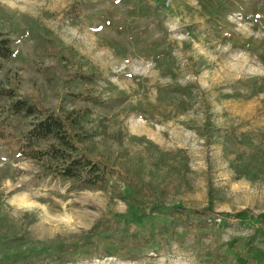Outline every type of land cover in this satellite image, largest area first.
Returning a JSON list of instances; mask_svg holds the SVG:
<instances>
[{
	"label": "rangeland",
	"instance_id": "1",
	"mask_svg": "<svg viewBox=\"0 0 264 264\" xmlns=\"http://www.w3.org/2000/svg\"><path fill=\"white\" fill-rule=\"evenodd\" d=\"M0 32V264H252L264 225L234 214H264V0H0ZM17 100L112 176L31 158L54 141L26 148Z\"/></svg>",
	"mask_w": 264,
	"mask_h": 264
},
{
	"label": "trees",
	"instance_id": "2",
	"mask_svg": "<svg viewBox=\"0 0 264 264\" xmlns=\"http://www.w3.org/2000/svg\"><path fill=\"white\" fill-rule=\"evenodd\" d=\"M11 54V40L5 33L0 32V70L2 61L9 59ZM10 109L15 115L32 117L30 126L24 134L26 148H30L40 140L51 139L54 141V144L49 149L44 151L31 149L28 155L36 160L51 158L57 161V163L59 162L58 168L54 172L56 175L75 179L76 181L89 185L105 183L107 177L112 176L113 172L109 168L94 163L84 156H73L77 152V146L68 131L66 121L61 116L48 112L47 110H39L34 105L28 104L23 100L12 102ZM67 119L70 127H75L78 123L76 121L77 118H74L72 115L68 116ZM204 211L208 212L207 210ZM198 213H202V211H198ZM221 217L222 221H227V218L233 216L224 213L221 214ZM234 218L239 219L240 223L247 219L254 224L264 225V214L248 216L247 210H242L234 214ZM259 235V242H256L255 245L248 244L246 247V252L250 255L252 264H264V230L260 231ZM235 260L238 264L247 263V260L241 256L235 257Z\"/></svg>",
	"mask_w": 264,
	"mask_h": 264
}]
</instances>
